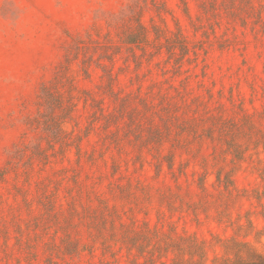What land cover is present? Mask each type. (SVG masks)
<instances>
[{
    "label": "rangeland",
    "instance_id": "374dc122",
    "mask_svg": "<svg viewBox=\"0 0 264 264\" xmlns=\"http://www.w3.org/2000/svg\"><path fill=\"white\" fill-rule=\"evenodd\" d=\"M231 240L264 255V0H0V264Z\"/></svg>",
    "mask_w": 264,
    "mask_h": 264
},
{
    "label": "trees",
    "instance_id": "16d2710c",
    "mask_svg": "<svg viewBox=\"0 0 264 264\" xmlns=\"http://www.w3.org/2000/svg\"><path fill=\"white\" fill-rule=\"evenodd\" d=\"M126 41L129 44H144L145 37L131 35ZM223 249L224 256L215 257L211 264H264V255L252 248L248 242L231 240Z\"/></svg>",
    "mask_w": 264,
    "mask_h": 264
}]
</instances>
